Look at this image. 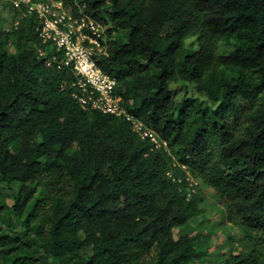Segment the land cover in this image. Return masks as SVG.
<instances>
[{"label":"trees","instance_id":"16d2710c","mask_svg":"<svg viewBox=\"0 0 264 264\" xmlns=\"http://www.w3.org/2000/svg\"><path fill=\"white\" fill-rule=\"evenodd\" d=\"M64 1L108 25L99 64L166 144L83 108L74 74L40 54L38 16L7 0L0 264H264V0ZM210 190L240 228L216 261Z\"/></svg>","mask_w":264,"mask_h":264},{"label":"built area","instance_id":"2783aa9c","mask_svg":"<svg viewBox=\"0 0 264 264\" xmlns=\"http://www.w3.org/2000/svg\"><path fill=\"white\" fill-rule=\"evenodd\" d=\"M23 15L36 14L40 20L36 26L38 35L52 51L41 48L47 55V63L67 68L74 77L70 81L73 96L85 109H99L132 121L133 130L142 138L150 139L157 146L162 142L155 129L135 117L122 105L116 94L117 78L99 64L98 58L109 54L107 27L94 16L81 10H73L64 0H12ZM23 7H25L23 9ZM19 20L15 22L18 24ZM197 184V182H196Z\"/></svg>","mask_w":264,"mask_h":264},{"label":"rangeland","instance_id":"374dc122","mask_svg":"<svg viewBox=\"0 0 264 264\" xmlns=\"http://www.w3.org/2000/svg\"><path fill=\"white\" fill-rule=\"evenodd\" d=\"M7 0H0V27L2 26H8L10 27L11 24H7L4 22V19L6 17H11V12L9 8L5 5ZM17 21V18L13 19L12 24ZM7 24V25H6ZM115 36H122L120 32L115 33ZM222 47L226 49H232L233 46L229 43H224L221 45ZM187 93V89L185 86L181 83H173L172 85V95L175 100H181L185 94ZM196 178V177H195ZM200 179V178H196ZM200 187H203L204 184L199 183ZM1 185H0V193H1ZM212 191L210 190L209 193H207V201L204 203V205L208 208L206 214L204 216H200V219H205V231H209L212 236V243H211V256H208V258L212 261L218 260L223 255L221 254V251H224L226 249V246H230V243L228 241V235L231 233H237L240 231V228L237 227L234 223H225L223 222V218L226 214V207L225 205L219 203L218 201L213 198L212 195H210ZM8 201L10 203L13 202L12 197H8ZM200 228V227H199ZM175 235L176 237L179 236L181 228H175ZM204 231V232H205ZM222 232V233H221ZM208 261V260H207Z\"/></svg>","mask_w":264,"mask_h":264}]
</instances>
